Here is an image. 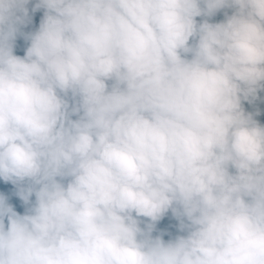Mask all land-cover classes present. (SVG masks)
<instances>
[{"label":"clouds","instance_id":"clouds-1","mask_svg":"<svg viewBox=\"0 0 264 264\" xmlns=\"http://www.w3.org/2000/svg\"><path fill=\"white\" fill-rule=\"evenodd\" d=\"M31 2L0 0V180L30 205L0 195V264H264V0H36L20 56Z\"/></svg>","mask_w":264,"mask_h":264},{"label":"trees","instance_id":"trees-1","mask_svg":"<svg viewBox=\"0 0 264 264\" xmlns=\"http://www.w3.org/2000/svg\"><path fill=\"white\" fill-rule=\"evenodd\" d=\"M35 2H36V0H32V2L28 5L29 11H30V15L32 16V22L30 24H28L27 26L22 27L21 28V32L17 34V38H16V41H15V48H14V53L16 55H20V56L24 55V51H25L26 47L28 46V41L24 39L23 34L24 33H28V32H32L36 28H38L40 19L43 16V10H39V11H37L35 13L31 12V9H32L33 5L35 4ZM197 19L199 20L200 18H197ZM212 19H213V21H219V20L223 19V12L218 13ZM260 96H261V99L256 101L255 104L249 105V104H247L245 102L244 106H245L246 110H248V111H254L256 109H259L260 115L257 116L256 119L259 120L262 124H264V92L260 93ZM73 118H75V117H73ZM23 185L24 184L13 185L10 182L9 183H5L2 180H0V195L5 196L6 200L11 205H13L15 202H23L20 199V197H17V198L13 197V194L16 192L17 187L18 186H23ZM34 200H35V196L33 195L31 197V201L34 202ZM172 217L173 216H172L171 212L169 211V213H167L165 215V217H163L159 222H157L156 229L153 232V235L155 234L157 229L164 222L170 220Z\"/></svg>","mask_w":264,"mask_h":264},{"label":"built area","instance_id":"built-area-1","mask_svg":"<svg viewBox=\"0 0 264 264\" xmlns=\"http://www.w3.org/2000/svg\"><path fill=\"white\" fill-rule=\"evenodd\" d=\"M163 234V238L168 240L174 236L181 234L178 230V221L172 217L170 220L164 222L155 232L154 235Z\"/></svg>","mask_w":264,"mask_h":264},{"label":"rangeland","instance_id":"rangeland-1","mask_svg":"<svg viewBox=\"0 0 264 264\" xmlns=\"http://www.w3.org/2000/svg\"><path fill=\"white\" fill-rule=\"evenodd\" d=\"M26 186V184H24L23 186H18L17 187V190L16 192L13 194V197L14 198H17L19 197L18 195V192H19V189L20 187H24ZM8 202V201H7ZM30 205H26L24 202H15L12 207L14 208L15 211H17L18 213L20 214H24V212L27 210V208L29 207Z\"/></svg>","mask_w":264,"mask_h":264}]
</instances>
